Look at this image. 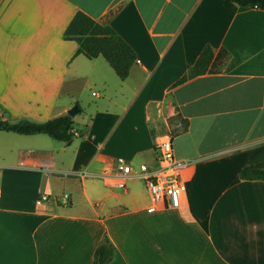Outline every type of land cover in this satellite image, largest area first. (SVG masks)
I'll list each match as a JSON object with an SVG mask.
<instances>
[{
	"label": "crops",
	"instance_id": "0c3cea01",
	"mask_svg": "<svg viewBox=\"0 0 264 264\" xmlns=\"http://www.w3.org/2000/svg\"><path fill=\"white\" fill-rule=\"evenodd\" d=\"M77 11L135 52L125 79L63 37ZM206 45L227 56L178 82ZM76 105L69 142L0 131V264H93L105 237L109 264H264V180L239 177L264 162L263 9L0 0V121L42 122ZM164 133L192 165L182 210L155 205L140 176L141 163L157 165ZM121 163L132 168L124 189L115 183ZM64 193L67 203L36 205Z\"/></svg>",
	"mask_w": 264,
	"mask_h": 264
},
{
	"label": "trees",
	"instance_id": "16d2710c",
	"mask_svg": "<svg viewBox=\"0 0 264 264\" xmlns=\"http://www.w3.org/2000/svg\"><path fill=\"white\" fill-rule=\"evenodd\" d=\"M242 7L260 8L264 10V0H231ZM63 37L73 40L78 47L76 54H83L92 59L103 57L120 79H125L129 73L136 55L125 40L108 24H102L85 13L77 11L64 29ZM227 56L222 49L214 55L210 46L206 45L192 69L178 82L188 77L205 73L210 69L214 60ZM77 110L80 108L76 105ZM172 121V120H171ZM187 123H183L185 129ZM0 131L12 132L24 136H47L53 140L69 142L73 138V119L68 114H60L46 121L37 122L29 119H20L15 122L0 121ZM241 179L264 180V162L243 167L239 172ZM113 257V246L105 237L96 247L93 255V264H109Z\"/></svg>",
	"mask_w": 264,
	"mask_h": 264
},
{
	"label": "built area",
	"instance_id": "2783aa9c",
	"mask_svg": "<svg viewBox=\"0 0 264 264\" xmlns=\"http://www.w3.org/2000/svg\"><path fill=\"white\" fill-rule=\"evenodd\" d=\"M73 130V135L77 136ZM156 151L157 165L149 168L145 163L139 165L140 176L142 177L146 188L155 205H161L163 209H184V200L187 186V170L192 167L185 160L174 156L172 147V135L164 133L159 135L154 142ZM117 179L115 181L119 188H125V179L132 172V168L127 163H121L117 166ZM0 188V203H1ZM59 203H67L68 194L64 193L60 197L54 198L52 195L42 194L36 199V205L42 206L49 200Z\"/></svg>",
	"mask_w": 264,
	"mask_h": 264
},
{
	"label": "water",
	"instance_id": "95a60500",
	"mask_svg": "<svg viewBox=\"0 0 264 264\" xmlns=\"http://www.w3.org/2000/svg\"><path fill=\"white\" fill-rule=\"evenodd\" d=\"M77 112V108L76 106H72L71 108H69L68 110H66V114H68L69 116H74Z\"/></svg>",
	"mask_w": 264,
	"mask_h": 264
},
{
	"label": "rangeland",
	"instance_id": "374dc122",
	"mask_svg": "<svg viewBox=\"0 0 264 264\" xmlns=\"http://www.w3.org/2000/svg\"><path fill=\"white\" fill-rule=\"evenodd\" d=\"M77 117H79V116H77ZM78 119V118H77ZM172 121L173 120H179L177 117H175V118H173V119H171ZM78 121V120H77ZM77 121H75V123H77Z\"/></svg>",
	"mask_w": 264,
	"mask_h": 264
}]
</instances>
